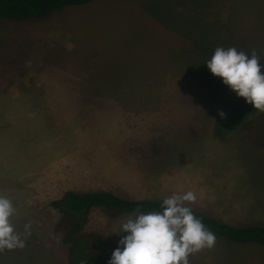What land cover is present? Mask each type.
<instances>
[{
  "label": "rangeland",
  "instance_id": "1",
  "mask_svg": "<svg viewBox=\"0 0 264 264\" xmlns=\"http://www.w3.org/2000/svg\"><path fill=\"white\" fill-rule=\"evenodd\" d=\"M205 1L212 6L222 5L219 2H226L233 7L244 5L240 15L246 20L245 23H229L230 28L236 29L218 33L222 37L214 38H145L142 32L137 33L148 26L162 31L157 28L161 23L153 21L162 20L159 10L164 12L173 2L180 5L181 15L187 16L185 10L200 9L202 0H96V6L90 3L63 6L42 17L26 20L0 18V63L3 64L8 57L6 55L12 49L9 46L14 41V38L10 41L5 35L3 37V32L14 29L20 33L21 42L29 35L35 36L54 24L59 26L54 29L57 33L52 40L46 39L43 43L45 57L36 58V74L47 70L48 73L53 72L54 79H91L85 82H46L45 87L38 89L39 95H49L53 102L60 101L63 96H84L88 99L94 95L96 100L102 101L96 103V118L88 114H71L68 112L69 105L58 103L65 105V110L59 113L64 120L55 128L84 131L83 134L77 131L78 135L68 134L67 141L63 137L66 141L62 151L63 162L67 161L73 166L85 164L92 159V155H95V160L100 159L106 163L113 159L124 162L149 161L154 158L164 160L165 172L151 169L153 172L149 176L133 177L138 181L131 184L132 191L121 187L122 192L132 198L144 196L133 199L172 194L178 189L180 180H186L193 173L189 164L194 159H204L208 163L202 162L194 167L197 174L221 172L223 175L264 178V110L252 107L243 97L236 95L205 64L218 46L235 47L249 55L255 52L259 62L264 64V0ZM217 8L211 9L213 13L208 11V20L213 27H218L213 23L218 18L215 15ZM250 18L253 21L247 22ZM197 28L200 30V27ZM161 34L167 33L159 32L157 36ZM4 67L9 71L13 65L6 64ZM5 73L8 78L12 75V71ZM18 74L24 75L21 68ZM9 80H13L12 77ZM18 83L0 82V95L9 94L11 87ZM21 84L25 87L24 83ZM137 95L146 97L144 108L147 115L139 113L138 118L137 114L125 118L129 128L127 132L134 133L126 135L125 127L119 125L120 121L117 122V116L121 115L115 113L124 110L126 96ZM185 96H191L192 99H186ZM113 99L121 100L117 102L118 107H115V102L109 101ZM178 100L181 102L177 103ZM189 100L193 101L186 104ZM134 105L141 106L140 103ZM194 105L207 106V111L216 119L217 124L212 128L213 137L206 136L205 132L206 127L207 134H211L209 118L205 119L198 109L196 111L197 107H192ZM51 117L54 118L53 114ZM93 130H96V134ZM191 136L196 140L191 139ZM93 137H96L95 149L86 156L89 152L84 150V139ZM216 139H220V143ZM74 140H78L75 145L72 143ZM48 149L51 150L52 146ZM57 155L51 158L60 159L59 155L55 157ZM37 159V167L28 173L34 182L16 183L17 180L12 178L23 179L25 176L15 174L12 177V168L0 167V194L12 200L16 211L10 219L15 231L25 241L22 248L0 251V264H67V244L62 242L61 232L54 229L60 213L50 204L52 198L63 190L54 193L51 198L47 191L50 183L66 179L68 187L80 184L82 189L121 184H111L109 179L102 178L96 180V184L78 183L77 177L81 180V174H65V164H49V160L40 155ZM138 173L139 170L135 175ZM60 189L57 187V190ZM109 215L115 216L104 208H97L89 214L85 230L99 231L108 238L109 228L113 229L126 218V215L116 218ZM26 223L31 225L27 233L24 229ZM112 235H116L115 231ZM215 237L214 250L208 254L222 253L220 256L223 257V264H258L257 259L244 254L243 245L224 247L221 241V250L218 251L215 249L217 242L225 239L216 234ZM207 249L202 248L196 254H203Z\"/></svg>",
  "mask_w": 264,
  "mask_h": 264
},
{
  "label": "crops",
  "instance_id": "2",
  "mask_svg": "<svg viewBox=\"0 0 264 264\" xmlns=\"http://www.w3.org/2000/svg\"><path fill=\"white\" fill-rule=\"evenodd\" d=\"M202 2L203 4L200 9L184 8L186 9L185 11L187 16H182L180 5H175V3L173 2V5L168 7L167 9H164V12H161V10H159L160 16H162V20L153 21L158 24L161 23L160 26L157 25V28L161 29L162 31L148 26L144 31H139L137 33L139 34L142 32L144 34L143 37L145 38H214L219 36L222 37L218 33H228L230 29H236V27L230 28V26H228L229 23L239 22L244 24L246 21L245 19H242L243 16L240 15L242 10L244 9L243 7H245L244 5L234 6V8L231 5L228 6L227 4H225L226 2H219L222 5L216 4V6L208 4L205 0H202ZM88 3L96 6V0H92ZM216 7L218 8L215 11V15L218 16V18L216 17V19L213 20V23H216L218 27H213L211 25V21L208 20V11L210 13H213L211 9ZM56 21L60 22V20ZM251 21L253 20L250 18L247 22ZM58 27L59 26H54L53 24L48 27V29H44L43 31H41V33H36L37 35L35 36H32V34L29 35L21 42L20 33L16 32L14 29L3 32V37L5 35V37L10 41H12V38H14V41L12 42V45L9 46L12 49L6 55L8 57L5 59L3 64L0 63V82L12 81L19 83L11 87L12 92L10 91L9 94L0 95V167L3 169H5L4 167H6L7 169L8 167L12 168L13 174H11L10 176L15 174H19V176H25L26 179L12 178L17 180L16 183H18L19 181L34 182L32 178H29L28 173L32 172L35 166L37 167L36 162H38L37 158L40 155V157L42 158L46 157L49 160V164L55 162L65 164L63 168L66 169L65 174L67 175H70V173L76 175L81 174V180H78L77 177L78 183L87 182V184H96V180L99 181L101 178L102 180L109 179L111 184L121 183L119 186H98L82 189V186H79L80 184L75 183L74 184L76 185V187H68L66 185L68 184V181L66 179H63L60 182L50 183L48 186L49 188L47 191H49L51 198L54 193H58L59 191L63 190L59 195H56L54 198H52L53 200L61 197V195L67 190H76L82 192L109 191L120 197L123 196L124 198H132L130 195H125L126 192H124V194L121 187L129 188L128 190L132 191L133 187L131 184L135 181H138L137 179L133 178L134 176H138L139 178L143 176H149V174H152V172L156 171L157 169L158 171L165 172L166 165L164 163V160L154 158L153 160L149 161H134V163L117 161L113 159L112 162L106 163L100 159L95 160V155H92V159L88 161V163L77 164L76 166L67 163V161L63 162L62 160V151L64 150V146L68 139V134L78 135L77 131H81V134L84 133V131L80 129L64 131L55 128L58 125H61L64 120L62 115L59 116V113L61 114L62 111L65 110V105L62 104L69 105L68 112H70L71 114H88L93 116V118H96V103L102 101L96 100V95H94L92 97H88V99H85L84 96H63V98H60V101L57 100L53 102V98L51 96L39 95L38 89L41 87H45L46 82H85V80L91 81V79H77L71 81L60 78L54 79L55 75L53 74V72L48 73L47 70L42 71L39 75L36 74L34 68V65L36 64V58L38 56H40L41 58L45 57V55L43 54L45 52L42 51L44 49L43 43H45L46 39H53V36L57 33L56 31H54V29ZM197 27H200V30H197ZM208 28L210 29L208 30ZM159 32L167 34H161L160 36H157ZM181 33L184 34L182 35ZM6 64L13 65V68H8V71L7 68L4 67ZM20 68L23 71V76L21 74H18L20 72ZM10 71H12L11 77L13 80H9L11 77L8 78L9 76H6V73L4 75V72ZM21 83H24L25 87H22ZM178 98L180 97L178 96ZM185 98L192 99L191 96H185ZM109 101L115 102V107H118L117 102H121V100L119 99H113ZM190 101L193 100H189V102L186 104H189ZM146 102V97L142 98V96L140 95H137L136 97L126 96V102L123 110L124 112L120 111L115 113L121 115L117 116V122L120 121L119 123L121 124L119 125H123L125 127L126 135H132L134 133L127 132L129 128L126 126L127 123L124 119L128 118L132 114H137L138 118L139 113H144V116H146L147 112L145 111L146 108H144L146 107ZM176 102L180 103L181 100H178ZM58 103L62 104L59 105ZM136 103H140L141 106L134 105ZM192 107H197L196 111L198 109L199 112L204 115L205 119L209 118L208 123L211 134H207L206 130L208 128L206 127L205 132L206 136L211 135V137H213L212 128L217 124V121L216 119L212 118V113L210 111H207L209 108L207 106L201 107L196 105ZM193 113H196L195 110H193ZM52 114L54 118L51 117L50 119V116ZM80 121H83V119H80ZM195 124L196 123H194V125ZM189 125L193 127L190 123ZM92 132L96 134V130H93ZM136 133L139 134L140 131L137 130ZM63 137H65L66 141ZM193 138L194 137L191 136V139ZM194 139L196 140V138ZM84 140L86 142V144L84 143L86 147L84 150L89 152L86 153L87 156L90 155V152L95 149L93 147L96 145V137ZM77 141L78 140H74V142H72L73 145H75ZM89 141H91V143ZM216 141L220 143V139H216ZM51 142L52 144H50ZM49 146H52L51 150L48 149ZM155 151L159 150L156 149ZM56 153L60 156V159L51 158L54 154L56 155ZM58 155L55 157H58ZM202 162L207 163V161L204 159H194L189 164V166L193 168L192 170L194 174L190 172L192 174H189L186 180H180L183 188L181 184L178 183V189H175L173 193L176 192V190L179 191L181 189L183 190V192H193L196 196V199L194 201H186L185 204L208 215H211L223 222L241 226L264 225V178L261 176H242L228 174L223 175L221 172H217L216 174H213L212 172L208 174H197V172H194V167L199 166ZM151 169H153L152 172ZM177 169L179 170L178 166ZM137 170H139V173L138 175H135V172H137ZM108 176H111V178H109ZM54 184L60 185L58 186ZM57 187H61V189L57 190ZM167 196L169 195H154L149 197L165 198ZM143 197L144 196H133V198ZM97 208L103 209L102 207L94 206L92 207L90 213L96 211ZM136 212L137 211L120 212L114 214L115 216H109L116 218L122 215H126V220L129 216L135 215ZM122 222L117 223L113 227V229L108 227L110 230L107 231V239L118 244V241L125 234L123 231H120ZM113 231H115L116 235H112ZM221 241H223L224 247H228L231 244H235L236 246L243 245L244 254H248L249 256L257 259L258 264H264V246H260L262 244L253 241L239 242L225 239L219 240L217 242L218 246L215 249H218V251L221 250ZM213 247L214 246L207 249L203 254L200 253L197 255L196 252L195 254H189V264H223V257L220 256L222 253H218L216 255L208 254V252L214 250Z\"/></svg>",
  "mask_w": 264,
  "mask_h": 264
},
{
  "label": "clouds",
  "instance_id": "3",
  "mask_svg": "<svg viewBox=\"0 0 264 264\" xmlns=\"http://www.w3.org/2000/svg\"><path fill=\"white\" fill-rule=\"evenodd\" d=\"M205 64L236 95L264 110V64L255 52L249 55L235 47L218 46ZM195 199L191 191L174 192L161 201L158 210H138L129 216L121 223L120 231L125 234L112 250L108 264H189V254L212 247L215 234L185 204ZM15 211L12 200L0 194V251L24 247L25 241L10 219ZM30 227L24 225L26 233Z\"/></svg>",
  "mask_w": 264,
  "mask_h": 264
},
{
  "label": "trees",
  "instance_id": "4",
  "mask_svg": "<svg viewBox=\"0 0 264 264\" xmlns=\"http://www.w3.org/2000/svg\"><path fill=\"white\" fill-rule=\"evenodd\" d=\"M90 1L92 0H0V18L26 20L42 17L59 7L81 5ZM163 199H130L109 191H65L50 204L60 213L54 229L61 232L62 242L67 244V264H108L112 250L118 246L98 231L85 230L92 207L101 206L109 214L138 210L146 212L158 210ZM189 207L214 234L227 240L253 241L264 246V225H232Z\"/></svg>",
  "mask_w": 264,
  "mask_h": 264
}]
</instances>
